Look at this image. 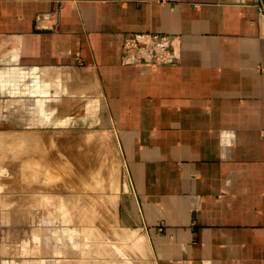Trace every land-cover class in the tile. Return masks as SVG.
Listing matches in <instances>:
<instances>
[{
    "label": "crops",
    "instance_id": "crops-1",
    "mask_svg": "<svg viewBox=\"0 0 264 264\" xmlns=\"http://www.w3.org/2000/svg\"><path fill=\"white\" fill-rule=\"evenodd\" d=\"M137 33L179 36L178 64L126 63L123 43ZM56 71L86 73L104 91L127 168L124 228L146 239L152 264H264L256 0H0V106L11 108L0 120L48 121L17 93L24 76L33 87L36 73L56 82ZM78 246L49 245L39 260L115 263L83 259Z\"/></svg>",
    "mask_w": 264,
    "mask_h": 264
},
{
    "label": "rangeland",
    "instance_id": "rangeland-1",
    "mask_svg": "<svg viewBox=\"0 0 264 264\" xmlns=\"http://www.w3.org/2000/svg\"><path fill=\"white\" fill-rule=\"evenodd\" d=\"M256 6L264 14V0H256ZM162 36L176 40L172 51L177 54V60L159 65H129L157 68L178 64L182 51L180 37ZM39 74H35L37 86L34 87L26 82L30 78L24 76L17 100L24 108L29 101L35 118L48 121L0 120V264H15L16 257L20 262L29 259L42 264L39 259L43 258L45 247L44 244L39 248L33 246L37 237L40 243L77 244L83 248L77 252L83 259L94 257L100 262L114 261V264H122L123 260L130 264H152L146 239L124 228L128 222L122 217L121 201L129 191L127 168L104 91L86 73L75 78L70 73L56 71L52 73L58 78L56 82L52 76L42 81ZM10 109V106H0V116L10 114ZM7 145L13 149H9L10 154L15 152L13 156L5 149ZM16 151L17 156L22 154L19 155L22 160L14 156ZM42 157L45 163L48 158V166H43ZM32 159L39 162L34 164ZM40 162L42 166L38 168ZM18 168L21 172L16 171ZM34 168L39 169L37 189L26 185ZM38 195L42 196L40 199L50 195L60 200L61 205L56 200L53 203L69 208L68 213L56 212V207L44 198V202L34 201ZM116 201L118 207L114 206ZM115 216L119 217V222Z\"/></svg>",
    "mask_w": 264,
    "mask_h": 264
},
{
    "label": "built area",
    "instance_id": "built-area-1",
    "mask_svg": "<svg viewBox=\"0 0 264 264\" xmlns=\"http://www.w3.org/2000/svg\"><path fill=\"white\" fill-rule=\"evenodd\" d=\"M175 42L174 37L160 34L138 33L131 35L123 43L125 62L147 65L171 63L178 57L172 51L176 48Z\"/></svg>",
    "mask_w": 264,
    "mask_h": 264
},
{
    "label": "bare ground",
    "instance_id": "bare-ground-1",
    "mask_svg": "<svg viewBox=\"0 0 264 264\" xmlns=\"http://www.w3.org/2000/svg\"><path fill=\"white\" fill-rule=\"evenodd\" d=\"M26 82H28V81H26ZM30 82V81H29ZM33 83H35V81L33 82ZM36 84V86H37V83H35ZM40 84V83H39ZM42 84V83H41ZM48 84V83H47ZM46 85V84H45ZM35 86V85H34ZM33 86V87H34ZM42 86H44V85H42ZM3 139V138H2ZM89 143V142H88ZM0 146H2V145H0ZM7 147H8V145H7ZM7 147L5 146V149L7 150V152H8V154L9 155H12V154H15V152L14 153H12V154H10L11 152L9 151V149L11 148V147H8V149H7ZM2 148H4V146L2 147ZM19 148V147H18ZM12 149V148H11ZM17 149V148H16ZM18 150V149H17ZM11 151H13V149L11 150ZM4 152V151H3ZM2 153V152H1ZM17 151H16V155H14L15 157L17 156ZM19 155H21L22 156V154H18V159H20L21 157H19ZM13 156V155H12ZM38 156V155H37ZM14 157V158H15ZM41 157V156H40ZM33 158H34V156H33ZM16 159V158H15ZM23 159V158H22ZM22 159H20V160H22ZM42 159V161L41 162H43L44 163V165L43 166H48V164H49V162H48V158L46 159V163H45V161H43V157L41 158ZM17 160V159H16ZM20 160H18V161H20ZM33 161H34V159H32ZM38 159H36L35 161H37ZM35 161H34V164H35ZM37 162H39V161H37ZM41 162L39 163V166H38V168L39 167H41L42 166V164H41ZM52 162V161H51ZM11 163V162H10ZM11 164H13V163H11ZM33 164V165H34ZM41 164V165H40ZM52 164V163H51ZM36 166V165H35ZM32 167V166H31ZM34 167V166H33ZM37 167V166H36ZM38 168H34L33 169V174H31V178L29 179V183H27L26 185L27 186H29V188H30V186L34 189V188H36L37 186H38V188H39V185H40V180L37 178V174H38ZM19 170H16V171H19V172H21V168H18ZM24 169V168H23ZM38 169V170H37ZM2 172H0V174H1ZM45 174H46V172H44ZM113 178H114V176H113ZM106 179V178H105ZM110 179H111V177H110ZM117 179H118V177H117ZM42 180V179H41ZM1 181V180H0ZM45 181V180H44ZM103 181H104V179H103ZM116 181H118V180H116ZM116 181H114V182H116ZM102 182V181H101ZM100 182V183H101ZM43 183V182H42ZM102 184V183H101ZM104 184V183H103ZM100 185V184H99ZM117 185V184H116ZM115 185V186H116ZM1 186V185H0ZM105 186V185H104ZM104 186H102V187H104ZM108 186H109V184H108ZM112 186V185H111ZM111 186H109V187H111ZM28 187H26V189H27ZM106 188H108V187H106ZM115 188L116 187H113V189L115 190ZM125 188H126V186H125ZM25 189V188H24ZM37 189V188H36ZM105 189V188H104ZM120 189H121V187H120ZM124 189V188H123ZM39 190H37V192H38ZM36 192V193H37ZM40 192V191H39ZM39 196V195H38ZM40 197H42V196H39V197H36L35 199H34V201H37V202H40V201H43V198H44V200L46 201V202H48L50 205L51 204H53L54 205V207H56V212H63L64 214H67L68 213V210H69V208H67V207H65V205H64V203H63V205H64V207L66 208H61L60 206H58V204H56V206H55V204L53 203V202H55V200L57 201V203H59L60 205H61V201L60 200H57L56 198H54V197H52V196H48V195H46V196H44L42 199H40ZM110 200V199H109ZM116 200V199H115ZM115 200H113V201H115ZM66 201V200H65ZM64 201V202H65ZM113 201H112V203H113ZM44 202V201H43ZM46 202L44 203V205L46 204ZM111 203V204H112ZM48 204V205H49ZM42 205H43V203H42ZM91 206V205H90ZM110 206V205H109ZM114 206H117V201H116V203L114 204ZM53 207V208H54ZM85 207H86V205H85ZM92 207L93 206H91V209H92ZM106 207H108V206H106ZM118 207V206H117ZM51 208H52V206H51ZM114 208V207H113ZM116 208V207H115ZM48 209V208H47ZM55 209V208H54ZM119 209V208H118ZM108 210V209H107ZM50 211H52V210H50ZM54 211V210H53ZM52 211V212H53ZM117 211V210H116ZM49 212V211H48ZM48 214V213H47ZM52 214V213H51ZM115 217H117V216H115ZM115 220V219H114ZM116 221L117 222H119V217H117L116 218ZM116 223V222H115ZM117 225V224H116ZM45 234V233H44ZM36 240H37V243H35L33 246L35 247V248H39V246H40V244H44V247L45 248H49V245H51L52 246V244L51 243H49V244H46V243H40L39 242V238L37 237V238H35ZM57 254H58V252H57ZM57 259V258H56Z\"/></svg>",
    "mask_w": 264,
    "mask_h": 264
}]
</instances>
